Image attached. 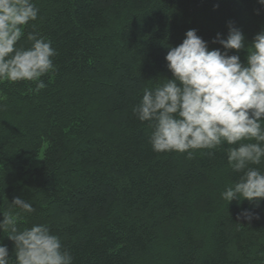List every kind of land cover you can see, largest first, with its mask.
<instances>
[{"label": "trees", "instance_id": "obj_1", "mask_svg": "<svg viewBox=\"0 0 264 264\" xmlns=\"http://www.w3.org/2000/svg\"><path fill=\"white\" fill-rule=\"evenodd\" d=\"M34 3L38 19L19 46H31L29 32L51 40L55 71L42 78L39 94L32 82H0V221L14 198L25 199L35 211L18 217V228L48 225L74 264H264V202L221 198L237 178L224 149L192 158L154 152L151 128L133 113L145 87L171 78L165 57L187 31L223 52L213 43L217 34L226 39L233 24L250 43L264 30V6ZM238 54L246 63L247 51ZM7 235L0 231V242L14 259Z\"/></svg>", "mask_w": 264, "mask_h": 264}, {"label": "clouds", "instance_id": "obj_2", "mask_svg": "<svg viewBox=\"0 0 264 264\" xmlns=\"http://www.w3.org/2000/svg\"><path fill=\"white\" fill-rule=\"evenodd\" d=\"M258 3L264 6V0ZM38 16L34 0H0V82H32L36 94L46 88L42 78L55 71L57 55L51 40L34 32L27 34L30 47L19 46L26 26ZM213 43L225 51L210 50L196 30L187 31L165 57L171 78L145 87L133 113L151 128L154 152L192 158L197 150L214 155L224 149L237 178L221 198L228 204L247 200L259 205L264 202V30L249 43L242 30L229 24L227 38L217 34ZM242 50L247 51L246 63L238 54ZM232 51L237 54L230 55ZM9 209L2 213L0 231L14 243V259L0 242V264H74L48 225L18 228L17 218L35 211L30 202L16 197ZM12 209L19 211L13 215ZM242 217L251 221L253 215L245 211Z\"/></svg>", "mask_w": 264, "mask_h": 264}]
</instances>
